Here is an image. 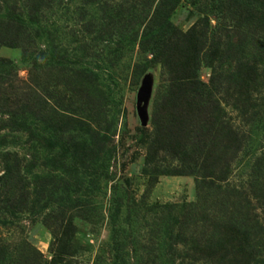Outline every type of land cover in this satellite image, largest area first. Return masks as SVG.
Instances as JSON below:
<instances>
[{"label":"rangeland","instance_id":"rangeland-1","mask_svg":"<svg viewBox=\"0 0 264 264\" xmlns=\"http://www.w3.org/2000/svg\"><path fill=\"white\" fill-rule=\"evenodd\" d=\"M61 1L42 8L39 26L51 36H38L31 23L25 33L8 24L28 15L29 1L0 0V264H195L207 253L264 264V165L253 170L264 159V78L252 42L264 36V0H175L170 18L183 33L208 22V44L235 22L246 32L240 57L257 75L239 102L245 111L216 95L251 138L227 177L225 148L217 146L219 162L205 161L167 128L178 116L164 113L168 75L140 44L159 0ZM109 22L116 36L102 32ZM128 22L135 28L122 31ZM215 47L201 54L203 83L220 65ZM236 58H225V73ZM83 70L97 78L88 83Z\"/></svg>","mask_w":264,"mask_h":264},{"label":"trees","instance_id":"trees-1","mask_svg":"<svg viewBox=\"0 0 264 264\" xmlns=\"http://www.w3.org/2000/svg\"><path fill=\"white\" fill-rule=\"evenodd\" d=\"M28 1L29 3L26 6L28 15L25 16L26 18L21 16L19 19L15 18L16 20H14L13 17L10 16L8 24L11 26L15 25L14 27L19 28L25 33L33 30V28L29 27L31 23L36 26V35L51 36L46 28L44 29L43 26H39L41 23L39 21V16H42L40 15L42 8L49 9L53 4H57L58 6L62 1L27 0V2ZM155 1L156 0H152V6ZM94 2L95 0H86L85 5H90ZM176 4L177 2L175 0L158 1L154 11V17H152L150 23L146 26L140 39V44L141 46L151 49L154 57L162 62L163 68L168 75L164 94V106L166 109L164 113H167V116H175V112H177L178 116L172 118L171 122L168 121V123H166L167 128L170 130L172 128L174 129L180 144L183 145L181 148L189 147L190 149H194L192 153L195 155L197 153H205L206 155L204 156L207 158L205 161L208 159H217V162H219L220 155H218V153L220 152L217 153L219 150L217 146L225 148L226 152H224V155H226L228 159L225 158L226 161L223 173L227 177L226 174L232 167L231 164H233L239 155L244 153L250 146L251 138L250 132L246 133L241 125L235 124L231 118L227 117V114L222 109L221 100L217 99L216 95L220 92L227 95L229 94L232 102H236V105L232 107L239 112L245 111L242 110V108H238V105L244 95H252L250 93L253 91L250 90L251 86H249V83L253 81L251 79L253 74L255 77L257 75L255 69L250 67L246 68L240 57L239 50L248 43L246 42L247 39L244 37L247 35L242 28V24L239 22H235L234 26H224L219 35H217L222 37H218L216 42L213 41L211 44H208L209 36H216V34L210 31L208 22H198L187 33L179 32L170 20L171 15L176 9ZM144 5L147 6L148 4L146 3ZM104 6L108 8L109 4H105ZM106 10L107 9H105V11ZM28 21L29 23H27ZM110 23L111 22L103 25L104 28L102 32H105V36H116V33H114L115 28L112 26V23ZM135 25L134 22H128V24H125L122 31L126 32L125 28L128 26L134 29ZM259 26L261 32L264 33V23H259ZM83 27L86 30L87 28L91 30L95 25L88 23L83 24ZM124 32L119 30V36H124ZM250 35L255 36L252 33H250ZM231 36L237 38L236 44L230 43V40L233 39ZM134 37L138 39L137 34H134ZM252 42L256 43L260 49V54L257 59L261 67H263V70L260 71L263 79L264 36L252 38ZM214 45H216L215 51H220V54L216 56L217 59L221 60L219 63L220 65L211 68L212 77L209 83H203L198 77L200 59L203 58L201 54H204L208 49L210 50ZM233 56L237 57V60H235L237 66L233 72L227 71L225 73L223 71L224 63L227 61L225 58L231 59ZM209 58L215 59V56L209 53ZM217 62L218 60L215 61V63ZM81 74L86 76L85 78L88 83L93 82V77H96L93 72L87 70H83ZM262 84L264 89V83ZM217 85H219V88H217ZM261 100L264 107V93ZM165 147L168 149L169 144L165 145ZM177 154H179L178 151ZM260 165H264V159H257V163H255L253 170L258 169ZM206 177L209 178L207 175L205 178ZM203 253L204 251L201 252L202 255ZM209 255L210 254L207 253L205 258H196L193 262H195V264H225L221 261L215 262L209 259ZM220 259H223V257ZM237 264L240 263L237 262Z\"/></svg>","mask_w":264,"mask_h":264},{"label":"water","instance_id":"water-1","mask_svg":"<svg viewBox=\"0 0 264 264\" xmlns=\"http://www.w3.org/2000/svg\"><path fill=\"white\" fill-rule=\"evenodd\" d=\"M150 95V80L146 79L138 97L137 109L142 122L147 119L146 107Z\"/></svg>","mask_w":264,"mask_h":264}]
</instances>
